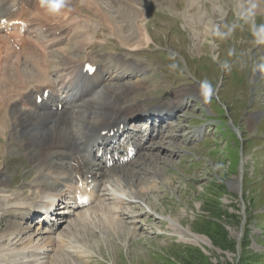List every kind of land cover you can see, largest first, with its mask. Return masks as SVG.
I'll use <instances>...</instances> for the list:
<instances>
[{"label": "rangeland", "instance_id": "374dc122", "mask_svg": "<svg viewBox=\"0 0 264 264\" xmlns=\"http://www.w3.org/2000/svg\"><path fill=\"white\" fill-rule=\"evenodd\" d=\"M129 3L126 10H139L141 17L136 23L152 38L138 53L152 69L143 78L146 94L154 102L180 92L179 98L190 91L197 93L204 87L198 86L199 82L210 88L207 94L209 89L204 87L202 97L187 99L191 109L178 122L188 132L204 129L205 135L192 144L188 137L147 162V176L141 184L144 187L137 188L139 198L147 205L135 200L137 203L123 209L125 215L118 212L119 218L114 219L123 224L118 231L103 219L88 221L89 226L84 222L85 226L81 222L65 225L58 234L60 243H44L42 252L49 249L51 253L33 264H264V46H256L264 29V0H258V5L256 0H148L137 4L139 7L131 2V8ZM125 12L117 22L123 26L127 21L133 26L134 15L130 22ZM209 19L219 21L217 29L206 34L205 22ZM80 29H75L78 34ZM107 29L108 36L112 34L127 47L123 39L133 29L123 38ZM82 32L80 41L106 40L96 38L90 28ZM114 38L110 46L119 44ZM58 58L54 61L63 63V56ZM7 131L0 136V143L11 136ZM15 140L22 142L20 137ZM15 156L22 158L23 165L9 183L16 180L21 184L30 179L24 172L31 161L26 152L9 158ZM26 184L20 188H28ZM232 184H236L234 189ZM20 198L5 205L19 202L26 206L30 196ZM175 222L209 244L182 240L172 225ZM22 238L27 244L28 235ZM15 243L13 248L19 246ZM8 264H21L20 257Z\"/></svg>", "mask_w": 264, "mask_h": 264}, {"label": "bare ground", "instance_id": "6f19581e", "mask_svg": "<svg viewBox=\"0 0 264 264\" xmlns=\"http://www.w3.org/2000/svg\"><path fill=\"white\" fill-rule=\"evenodd\" d=\"M5 1L6 0H0V5ZM127 2L142 5L146 4L148 0H62V2L53 3L51 8H48L40 14V23H42L43 20L56 19L58 21L51 26V29L56 31L61 30L67 22H73L76 24V27H83V24L86 23L87 20L74 15L78 13L76 4L79 3L84 9L86 7V10L91 12L97 11V16L101 18L103 26L111 28L117 36H119V34L122 36V28L125 25L123 24L122 26V23L119 21L117 22V20L118 18H122L121 16L123 12L129 11V14H126L125 12L126 19L131 22V18L134 15L135 24L134 22L133 24L136 25L137 28L135 27V30L132 28L133 31H131L129 35H123V41H125L124 45H127L128 48L133 50L140 49L143 45H148L152 38L146 29H142L141 26L139 27L136 23V19L141 17L139 16V11L136 13L132 10H126ZM256 5H258V0H256ZM129 8H131L130 5ZM61 10L65 11V14L62 16H60ZM143 14L144 12L142 13V16L145 15ZM75 17L77 19H74ZM146 18L147 17H144V19ZM217 21L219 20L209 19L205 22L206 34H211L213 29H217ZM82 29L79 30L81 32L79 34L75 30L76 44L73 50H70V47V49L65 47L60 50L51 51L48 54L47 61L50 63L49 66L51 70L59 71L66 69L86 53L90 46L89 42L92 40L90 38H87L85 42L78 40L84 35ZM86 45L88 46L85 47ZM57 53H63L62 56L64 60L61 64L53 61L50 62V58ZM123 57L126 58L129 56ZM43 58H45V55L40 50L32 51L31 55L29 50H26L21 57L19 56L14 59L9 52L5 53L0 49V136L4 135L7 130H10L11 133L9 134L13 139H15V137H20L22 141L20 144L25 145V151L28 153L31 163L34 164L32 170L35 171L32 174L31 179L28 181L24 180L21 185L23 186L27 183L26 185H28V188H20V186L18 189L15 188L14 191L13 189L6 190L11 188L12 181L9 183V180L12 179V176H8V178H10L8 180L4 179L0 181V195L3 193L5 194L6 192L7 194L8 192L10 193V196H6L7 194L3 195V198L0 196V264L11 263L15 257H20L21 264H33L39 262L40 259L43 261L46 258L43 259L39 256L43 255L41 252L46 246L42 245L46 242L53 245V243L58 240V243H60L62 240L60 236L57 235L55 238L50 236L54 233L52 230L48 232L36 230V232H34L32 228L34 226L26 224L27 220L20 219V215L17 216L18 219L16 213L19 211L22 212L21 214H25L26 212L27 214L35 213L36 210L41 208L40 206L46 204L47 206H53L54 202L58 200H62L63 204L68 206L73 200L76 191H86V188L89 186V181L93 179L90 177L91 175L93 176V172L90 170L91 166L84 163L86 154H90L94 145V136L92 134L96 132L103 123H105V113L109 110H113V106L119 104L125 94L130 93V90H128L127 87L129 86L130 81H123L124 83L117 81L105 85L92 101H85L79 106L82 108H72L71 115L68 117L52 113L43 116L34 114L31 110H28L29 107L33 106L29 96L31 92H35L34 90L42 87L45 84L44 80L47 79L45 76L48 77L47 65H43L40 60ZM117 62L119 64L118 66H114V68H118V71L121 70L122 72L119 73L118 71H115V77L120 79L124 74L129 77L135 75V73H130V70H135L128 67L135 62H127V60L124 63L120 61ZM59 65H61V68H58ZM123 65L130 70L125 69ZM139 72H142L141 68ZM109 74H112V72L109 71ZM120 84H126L127 86H122ZM131 85L133 84H130V86ZM135 87L136 86H131L129 89ZM199 90L197 93L189 90L190 92L182 94V96L184 98H190V96L202 97L205 92L204 87ZM179 97L180 96L177 97L176 102L172 100L169 101L167 107H177L176 110L182 111L185 107V101L184 98ZM17 107H20V110L15 109ZM13 122L16 124L14 125ZM251 122H253V120ZM17 126H20V131H17ZM41 129L45 130V132H39ZM155 148H157V150L151 151L149 155L144 153L131 165L115 168L112 173L106 175L104 187L106 191L105 196H112L114 198L115 207H111L113 202H111L110 205H105L104 202L100 200L99 193L96 192L95 197L96 200L99 201L98 205L93 207L90 206V208L78 211L77 213L70 212L64 208V214L68 213L69 216L72 215L73 217L68 223L71 226L79 224L80 222H84V224L88 225V221L93 222L95 220L100 221L103 219L106 221L107 225L110 224L114 230L118 231L119 224L121 223L117 222L114 218H119L118 212L121 209L119 208L120 205H127L126 200L123 198L133 196L130 198L134 199V201L137 200L141 204L145 203L144 200L141 201L139 198L137 188L144 187H141V184L145 181L147 176V162L149 163L150 160L155 159V157H158L159 155L162 156L167 151L165 144H156ZM106 173H104V175ZM4 175L5 167L0 168V176L3 177ZM95 180L99 181L100 178H96ZM77 181H82L84 187L76 188L75 184ZM231 186L234 189L236 184H232ZM133 189L135 193H133ZM128 193H131V195ZM24 196H30L25 203H27V205L30 203L31 206H25L24 204L20 206L19 202L16 203V206H14V203L5 205V203L19 201V198H24ZM7 207L12 208L7 210ZM148 209L149 212H152L151 207L148 206ZM20 212L18 214H20ZM115 214L116 217H114ZM26 217L28 219L29 215ZM172 225L176 228L177 234L182 240L204 245L209 244L205 238L196 235L190 229L182 227L180 223L176 224L175 222ZM79 230L78 231L81 232V229ZM103 231L105 232V230ZM104 234L107 235V233ZM23 235H28L27 244H25L22 238ZM110 237H113V235ZM14 242H16L15 245L19 244L17 248H13L12 244ZM40 250L41 252L39 253ZM26 252H29V255ZM32 254L34 255L32 256ZM24 256L26 258H24ZM41 261L37 264H43ZM46 263L51 264V262Z\"/></svg>", "mask_w": 264, "mask_h": 264}]
</instances>
